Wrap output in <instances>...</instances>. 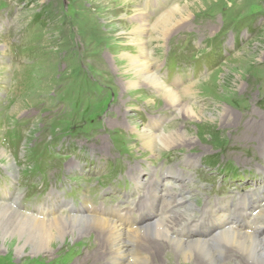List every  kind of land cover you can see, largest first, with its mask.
<instances>
[{
	"label": "rangeland",
	"instance_id": "1",
	"mask_svg": "<svg viewBox=\"0 0 264 264\" xmlns=\"http://www.w3.org/2000/svg\"><path fill=\"white\" fill-rule=\"evenodd\" d=\"M175 1L186 28L180 34L176 27L155 55L164 83L197 84L191 103L207 113L189 122L153 87L141 84L123 95L125 54L137 49L129 38L131 15L143 7L152 19ZM180 99L188 101L185 94ZM259 120L264 0H0V201L18 192L22 207L33 210L54 191L52 202H70L73 209L89 195L95 205L140 204L145 182L159 177L158 191L184 184L175 198L186 194L183 203L200 213L206 205L226 206L231 195L248 197L262 211ZM129 123L187 127L196 144L153 158ZM188 158L194 163L186 164ZM136 164L142 187L130 175ZM180 208L173 205L175 213ZM1 209L0 264H97L77 237L54 238L40 250L44 237ZM86 229L84 236L99 231L92 224Z\"/></svg>",
	"mask_w": 264,
	"mask_h": 264
},
{
	"label": "bare ground",
	"instance_id": "2",
	"mask_svg": "<svg viewBox=\"0 0 264 264\" xmlns=\"http://www.w3.org/2000/svg\"><path fill=\"white\" fill-rule=\"evenodd\" d=\"M182 10V6L175 1L166 5L161 13L155 11L152 19L145 13L143 7L137 8L136 13L131 15L133 29L129 32V38L137 49L132 54H125L127 63L123 66L126 72L123 95L132 89L136 90L141 84L153 87L157 94L167 99L171 107L178 111L179 115L182 113L189 122L207 113L203 110L197 113L195 104L191 103L198 95L197 84L190 82L185 87L176 89L164 83L160 73V58L155 55L157 47H162L166 43L176 27L180 34L186 28ZM183 94L188 97V101L182 104L180 98ZM223 113L226 116L232 114L227 109H223ZM258 125L256 153L264 162V122L259 120ZM129 126L141 139L143 148L153 158H161L166 150L193 147L196 144L187 127L159 130L154 128L156 125L146 127L137 124L133 126L129 123ZM1 154L7 153L2 150ZM185 163L194 162L188 158ZM14 167L9 157L7 168L13 179L16 177ZM139 169L140 165L136 164L130 174L135 177L137 187L142 184L139 175L137 176ZM175 177L183 180L187 176ZM159 180V177L158 179L155 177L145 182L146 186L143 187L145 197L140 199V204L132 200L121 206H106L103 202L95 205L96 202L89 195L85 196V205L73 209L74 206L70 202L65 204L59 200L57 204L55 201L52 202L51 199L57 194L53 191L50 201L33 203V210H28L22 207L21 195L16 192L11 200L9 196L4 197L0 201V208L5 210L11 222L26 223L29 229L37 230L38 234L44 237L39 241L40 250L44 249L42 245L49 244L54 238L77 237L74 241H80L78 245L80 250L83 248L87 250L89 260L92 261H88L90 263L264 264V209L261 211L262 208L258 210L256 205L249 204L248 197L244 196L240 200L231 195L226 201V206L206 205L207 209L200 213L189 206L190 204L183 203L182 200L189 198L186 194H178L179 198H175L179 191L186 188L184 184L181 186L176 182L171 185V190L165 188L158 191L159 189L155 187H159L157 186L161 183ZM153 182L156 183L154 187ZM176 203L179 208L183 207L177 213L173 211V205ZM71 207L72 210H68ZM147 211L149 216L146 217ZM260 211L263 214L261 217ZM248 213L254 216L251 218ZM91 224L99 227L98 233L90 231L91 235L84 236L87 233L86 227ZM187 227L192 228L193 233H188ZM2 235L0 230V236L3 237Z\"/></svg>",
	"mask_w": 264,
	"mask_h": 264
}]
</instances>
